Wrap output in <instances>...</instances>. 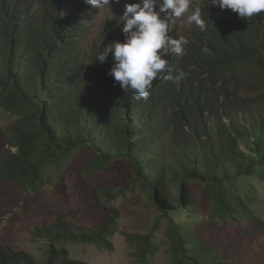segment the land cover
<instances>
[{
	"label": "trees",
	"instance_id": "1",
	"mask_svg": "<svg viewBox=\"0 0 264 264\" xmlns=\"http://www.w3.org/2000/svg\"><path fill=\"white\" fill-rule=\"evenodd\" d=\"M199 1L206 30L194 24L184 31L183 57L171 50L164 57L173 79H155L148 98L137 100L108 75L111 55L103 63L95 57L110 42H123L119 17L125 4L138 0H112L102 9L85 0H0V104L7 91L8 102L30 114L32 129L9 144L17 153L7 149L5 177L36 191L51 167L62 178L61 166L80 150L88 186L114 161L127 164L131 182L160 213L147 234L123 233L142 263L154 253L155 231L164 221L169 264H237L219 259L193 229L196 204L188 182L201 183L212 214L228 219L234 202H242L239 181H264V12L243 20ZM179 72L184 75L176 79ZM117 226L112 217L91 227L58 218L36 229L47 244L42 263L0 244V264H88L71 259L61 244L111 250Z\"/></svg>",
	"mask_w": 264,
	"mask_h": 264
},
{
	"label": "rangeland",
	"instance_id": "2",
	"mask_svg": "<svg viewBox=\"0 0 264 264\" xmlns=\"http://www.w3.org/2000/svg\"><path fill=\"white\" fill-rule=\"evenodd\" d=\"M199 5V0H192ZM101 20V14L98 16ZM186 16L170 23L169 36L183 38L185 30L192 27ZM252 79H247L250 82ZM0 104V244L13 250L31 254L38 263L47 256V244L35 236L38 227L48 225L58 218L70 224L91 227L114 218L118 231L110 240L112 249H99L92 244L64 242L69 257L88 264H169L171 261L166 236V222L160 221L155 231L153 254H148L144 263L134 254L123 233L147 234L158 220L160 213L149 206L150 198L139 184L131 182V170L123 162L112 163L95 174L93 186L83 171L85 151L75 153L61 166L62 178L51 167L43 187L36 191L24 190L8 180L5 172L11 159L7 149L17 153L10 143L23 134L31 132L29 113L11 101L7 91L1 93ZM30 118V117H29ZM195 199L193 229L199 233L214 253L223 261L237 264H264V181L247 177L239 181L236 194L241 203L234 202L233 218L223 219L212 214L210 197L199 182H188ZM170 189L177 195L176 184ZM106 190L115 196H107ZM115 209V210H114ZM117 213H115L114 211ZM178 220L183 215L175 213Z\"/></svg>",
	"mask_w": 264,
	"mask_h": 264
},
{
	"label": "clouds",
	"instance_id": "3",
	"mask_svg": "<svg viewBox=\"0 0 264 264\" xmlns=\"http://www.w3.org/2000/svg\"><path fill=\"white\" fill-rule=\"evenodd\" d=\"M112 0H85V3L102 9ZM119 2V0H115ZM230 9L240 19H251L264 12V0H207V5ZM207 13L192 0H138L125 4L119 17L123 22V42L112 41L95 57L100 63L111 55L114 63L110 75L124 92H131L137 100L147 99L155 79H173L172 66L167 59L169 51L178 58L185 54L188 41L169 36L170 23L186 16L189 25L206 30ZM179 72L176 79L182 78Z\"/></svg>",
	"mask_w": 264,
	"mask_h": 264
}]
</instances>
